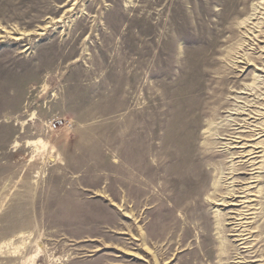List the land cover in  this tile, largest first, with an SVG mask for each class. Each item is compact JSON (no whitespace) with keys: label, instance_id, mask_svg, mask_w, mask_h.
Instances as JSON below:
<instances>
[{"label":"rangeland","instance_id":"374dc122","mask_svg":"<svg viewBox=\"0 0 264 264\" xmlns=\"http://www.w3.org/2000/svg\"><path fill=\"white\" fill-rule=\"evenodd\" d=\"M261 17L264 0H0V264H264Z\"/></svg>","mask_w":264,"mask_h":264},{"label":"bare ground","instance_id":"6f19581e","mask_svg":"<svg viewBox=\"0 0 264 264\" xmlns=\"http://www.w3.org/2000/svg\"><path fill=\"white\" fill-rule=\"evenodd\" d=\"M203 3V2H202ZM189 7V6H188ZM262 9V8H261ZM252 10H253V12L249 15V16H247V17H245L244 19H242V20H240L239 22H238V24H239V27L241 26L242 28H246L247 26H249V23H254L252 20H255L256 19V17L257 16H255V17H253V15H257L258 13H260V10H259V6L258 5H254V7H252ZM249 11V10H248ZM193 12H195V11H193ZM246 12V10L245 9H241V10H237L236 12H235V14L236 15H241V14H244ZM206 13L207 12H203V13H201L202 15H203V17L206 15ZM234 16V15H233ZM233 18V17H232ZM201 20H203V18L201 17L200 18ZM51 20V19H50ZM60 19H57L56 21H59ZM72 22V21H71ZM262 23H264V17H261V19H260V21L259 22H257V24L256 25H254L255 27H259V29L261 28V26H259L260 24H262ZM56 26V25H55ZM227 27V26H226ZM46 28V27H45ZM249 28V27H248ZM254 28V27H253ZM252 27H250L249 28V30L248 29H245L246 31H247V33L248 34H251V36H252V34H253V32L255 31L254 29H253ZM252 29V30H251ZM251 30V32H249ZM224 32V30L223 29H221L220 30V33H223ZM37 33V32H36ZM263 34L264 33V31L262 30V29H260V32H259V35L260 34ZM25 34V33H24ZM258 35V34H257ZM23 36V35H22ZM254 36V35H253ZM226 37H228V36H226ZM231 37H228L227 39L229 40ZM215 48V47H214ZM248 59V58H247ZM216 81V80H215ZM155 86V85H154ZM191 88V87H190ZM226 89V88H225ZM208 91V90H207ZM206 94V93H205ZM210 94V93H209ZM197 97V96H196ZM206 97V96H205ZM207 101V100H206ZM204 102V101H203ZM203 102H201V103H203ZM217 103H220V102H217ZM195 107V106H194ZM211 107V106H210ZM206 108V107H205ZM214 108V107H213ZM254 109V108H253ZM213 110V109H212ZM217 110V109H216ZM190 111H192V110H190ZM216 112V111H215ZM214 112V113H215ZM213 113V114H214ZM250 115V114H249ZM195 117V116H194ZM185 119V118H184ZM249 119V118H248ZM241 120V119H240ZM190 121H191V119H190ZM194 121V120H193ZM173 122V121H172ZM260 123V122H259ZM264 127V126H263ZM263 127H261L262 129H257L258 130V132L257 133H260V132H262V131H264V128ZM252 128V127H251ZM255 128V127H254ZM249 130V129H248ZM253 132V131H252ZM249 137V136H248ZM240 141V140H239ZM44 142V141H43ZM237 142V141H236ZM255 142V141H254ZM254 142H252L253 144H251L250 145V147H249V149L248 150H242V151H244V152H247L245 155H244V157H246V156H249V155H253V154H256L257 152H259V151H257V149H258V143H259V141H258V143H254ZM17 143V142H16ZM41 143V142H40ZM42 144V143H41ZM45 145V144H44ZM43 145V146H44ZM240 148V147H239ZM243 148V147H242ZM238 149V148H237ZM238 151V150H237ZM261 151V150H260ZM243 152V153H244ZM242 153V152H241ZM261 153V152H260ZM241 155H243V154H241ZM237 158V157H236ZM250 159V158H249ZM257 159V158H256ZM243 162V161H242ZM239 164V163H238ZM257 164V163H256ZM247 165V160H245V162L243 163V167H245ZM251 166L252 165H254V163L253 164H250ZM189 166V165H188ZM250 166V167H251ZM242 167V168H243ZM249 167V166H248ZM232 168V167H231ZM256 168H259V167H256ZM255 168V169H256ZM245 170V169H244ZM233 172V171H232ZM236 172V171H235ZM242 174V173H241ZM248 177V176H247ZM256 177V176H255ZM234 178V177H233ZM237 179V178H236ZM259 180V179H258ZM218 181V180H217ZM238 183V182H237ZM215 185V184H214ZM247 185V184H246ZM245 185V186H246ZM249 185V184H248ZM223 186V185H222ZM215 187V186H214ZM219 188V187H218ZM235 188V187H234ZM241 188V187H240ZM249 187H247L246 189H243L241 192L240 191H238V190H229L228 192H227V194H226V196L225 197H221V199H219L221 202H219L218 201V204H226V203H228V204H230V205H243V204H245V203H250L252 200L251 199H249V196H248V194H243V193H245V190H247ZM239 193H242L241 195H239ZM215 194V193H214ZM229 196V197H228ZM235 197V198H234ZM171 198V197H170ZM229 198V199H228ZM238 198H241L240 199V201H238L237 199ZM216 200V199H215ZM238 201V203L237 202H235V201ZM231 201H234V202H231ZM215 202V201H214ZM253 204V203H252ZM225 206V205H224ZM250 206V205H249ZM233 207V206H232ZM246 207H248V206H246ZM259 208V207H258ZM233 209V208H232ZM240 209V208H239ZM252 210V209H251ZM261 210H262V213H263V216H264V206H262L261 207ZM131 214V213H130ZM229 214V213H228ZM233 214V213H232ZM230 215V214H229ZM249 215V214H248ZM247 215V216H248ZM252 215V214H251ZM220 216V215H219ZM236 216H238V217H236ZM236 216L235 217H233V219H235V220H241V219H247L248 217H245V212H244V210L242 211V210H240V211H238V213H236ZM216 217V216H215ZM221 218V217H220ZM219 218V219H220ZM232 219V218H231ZM216 223V222H215ZM239 224H241V226L243 225L242 224V222H240ZM216 225V224H215ZM235 226V225H234ZM247 226H248V223H247ZM261 226H263L264 227V220H263V222H262V225ZM224 227V226H223ZM222 227V228H223ZM216 228V227H215ZM244 229V228H243ZM219 230H220V228H219ZM239 230V228L238 229H234L233 231H238ZM246 229H244V230H242V231H245ZM230 232H232V231H230ZM240 233H236L235 235H236V237H238V241H242L241 243H246V241H247V238L246 237H244V235H245V233H242L241 231H239ZM235 237V236H234ZM142 238V237H141ZM140 238V239H141ZM235 241V240H234ZM248 243V242H247ZM233 245V244H232ZM219 247V246H218ZM250 247V246H249ZM223 249V248H222ZM237 249V248H236ZM218 250H219V248H218ZM219 252V251H218ZM221 252V251H220ZM219 254H221V253H219ZM250 254V253H249ZM241 258V257H240Z\"/></svg>","mask_w":264,"mask_h":264},{"label":"built area","instance_id":"2783aa9c","mask_svg":"<svg viewBox=\"0 0 264 264\" xmlns=\"http://www.w3.org/2000/svg\"><path fill=\"white\" fill-rule=\"evenodd\" d=\"M70 125V122L64 118L54 119L51 123L52 129L67 128Z\"/></svg>","mask_w":264,"mask_h":264}]
</instances>
